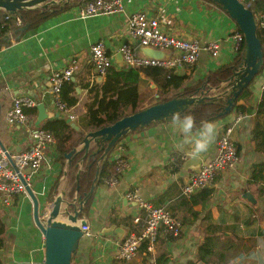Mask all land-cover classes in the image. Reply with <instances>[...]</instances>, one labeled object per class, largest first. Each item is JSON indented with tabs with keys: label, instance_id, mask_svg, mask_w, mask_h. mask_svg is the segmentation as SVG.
Listing matches in <instances>:
<instances>
[{
	"label": "crops",
	"instance_id": "obj_1",
	"mask_svg": "<svg viewBox=\"0 0 264 264\" xmlns=\"http://www.w3.org/2000/svg\"><path fill=\"white\" fill-rule=\"evenodd\" d=\"M81 4L52 14L38 27L0 49V144L12 152L29 147L31 130L42 127L49 119L67 120L72 115L78 126L71 125L75 129V138L94 129L86 124L85 115L96 93L91 87L101 85L105 76L97 74L91 61V44L103 39L112 53L113 66L131 67L119 49L130 41L128 19L135 11L143 10L159 18L167 31L185 38L197 37L204 44L221 41L222 47L216 56L205 49L198 61L175 70L187 76L186 85L198 84L209 72L232 62L236 56L231 50L229 37L239 28L238 24L213 0H126L125 10L121 13L86 18L77 14ZM255 5L259 10L263 4L258 1ZM137 47L136 51L143 53ZM73 58L78 62V69L72 77L76 82L73 94L78 101L68 111H60L51 92L50 74L54 69L68 66ZM263 82L264 69L250 84L251 96L239 102L245 110L233 109L225 117L212 121L217 125L218 134L207 153L191 155L187 145L181 149L182 137L173 130L170 119L154 122L124 136L118 143L123 145L121 155L128 161V166L115 185L106 181L95 185L89 210L82 212L90 225L91 235L84 234L80 240L72 264H115L119 260V241L131 231H140L145 224L144 221H135L136 216L144 211L139 209L137 201L128 197L130 190H136L143 199L170 210L182 221L183 232L178 238L160 239L153 251L143 244L139 253L126 262L188 264L199 258L202 245L211 237L216 245L205 247L209 250L207 256L213 261L222 259L221 255L224 257L217 263L208 264H229L241 253L251 255L246 264H264V182L249 181L251 166L264 161V143L255 140L252 133L256 121L264 119V114L258 113V104L264 93L261 89ZM206 84L212 93L217 92L215 87ZM138 88L143 106L160 98L161 86L148 73L141 74ZM17 95H30L44 102L48 111L60 112V115L37 124V109L26 124H10L7 114ZM239 113L246 116L233 131V139L239 146L236 163L217 173L215 182L206 187L214 189L206 201L199 196L203 189L190 196L184 195L181 187L198 167L196 162L200 159L204 163L216 155L223 128ZM96 146L93 141L90 150ZM82 149L85 148L81 142L71 160L62 158L55 147L50 149L48 161L32 181L41 200L51 201L55 189L64 195L78 194L75 181L83 164L76 168L72 160ZM117 152L118 147L113 153L114 159ZM172 155L180 156L182 163L178 164L176 158L172 161ZM246 191L253 193L255 203L244 197ZM33 210L29 194H16L8 203L0 192V216L7 226L6 245L0 249L1 264H45V237L34 221Z\"/></svg>",
	"mask_w": 264,
	"mask_h": 264
},
{
	"label": "built area",
	"instance_id": "obj_2",
	"mask_svg": "<svg viewBox=\"0 0 264 264\" xmlns=\"http://www.w3.org/2000/svg\"><path fill=\"white\" fill-rule=\"evenodd\" d=\"M255 14L259 27L264 30V0H241ZM263 5L257 10L256 3ZM126 0H86L78 8L77 14L81 18L118 14L125 10ZM255 9L257 11H255ZM130 41L124 43L119 51L124 61L131 67H164L168 69H180L187 64H193L200 58L203 50H209L216 56L222 47L220 40H214L204 44L197 37L185 38L182 35L171 33L166 30L163 22L150 16L146 11L139 10L131 13L128 19ZM132 41H135L133 43ZM231 50L238 55L244 46L245 36L241 30H236L229 37ZM137 45L153 47L164 51L161 57L148 56L136 51ZM91 61L98 75H107L113 66V56L109 52L103 39L91 44ZM76 69L77 59L73 58L70 64L61 69H54L50 74L51 92L55 104L60 111H68L69 106L62 98V89L66 81L70 80ZM264 91V82L261 85ZM39 101L30 95H17L13 98V105L8 111L7 120L10 124H26L31 119V114L26 109L37 106ZM72 117V115H70ZM246 116L239 113L223 128L222 134L217 141L216 155L198 166L190 175L189 180L181 187L184 195L190 196L200 189L209 187L215 182L220 170L233 167L238 160V148L233 139L235 126ZM32 143L29 147L18 152H12L0 144V192L5 195V200L10 203L16 194H28L27 184L32 186L34 175L48 161V153L52 147L57 149V141L54 135L43 127L33 128L30 132ZM123 145L118 146L115 156L117 167L115 172L106 180L109 185H115L119 181L128 161L122 157ZM121 155V156H120ZM171 160L175 157L172 155ZM128 197L137 201L139 209L144 214L136 216L135 221H144L140 231H131L118 243L117 258L119 260H132L140 251L141 246L146 244L149 251H153L155 245L162 238H178L183 232V223L173 213L162 205H155L143 199L136 190H130ZM47 213L41 214L43 222L46 221ZM46 223V222H45ZM84 234L91 235L90 225H81Z\"/></svg>",
	"mask_w": 264,
	"mask_h": 264
},
{
	"label": "trees",
	"instance_id": "obj_3",
	"mask_svg": "<svg viewBox=\"0 0 264 264\" xmlns=\"http://www.w3.org/2000/svg\"><path fill=\"white\" fill-rule=\"evenodd\" d=\"M86 0H71L63 2L59 5H52L48 8H29L24 9L20 13H11L5 9H0V49L3 45H8L13 39H20L29 30L38 27L44 20L54 13L60 12L64 9L71 7L76 3H84ZM63 5V7H61ZM29 24V28L22 30L21 27ZM240 30V28H238ZM9 34L10 38L4 39ZM258 35L262 41L264 49V30L258 26ZM245 45V42H244ZM244 46L241 51L236 55L232 62L222 65L220 68L211 71L207 76L196 85H186L187 76L181 75L175 69H168L164 67L151 66L143 67H127L125 69L112 66L109 68L105 80L101 85L92 86L91 90H95L94 99L88 104L86 124L91 128H99L105 125L112 124L122 117L134 113L142 108L160 101H166L176 96L189 95L195 93L202 84H210L212 87L218 86L232 73L234 66L238 65L244 56ZM264 69V65H263ZM262 69V71H263ZM261 71V72H262ZM145 72L150 74L156 82L161 86L160 98L143 106V100L139 92V81L141 74ZM76 82L72 78L65 82L62 89V98L70 107L78 101V97L73 94ZM207 85V84H206ZM251 96L250 86L246 87L240 94L234 109L245 110V106L240 100ZM225 98H209L202 102L191 105L184 113H191L196 119L197 126L202 121H214L225 117L220 116V112L224 110L226 105ZM29 114H36L37 106L26 109ZM258 113L264 114V93L261 101L258 104ZM42 127L50 131L57 141V150L61 157H65V153L77 147L84 138V134L75 138L73 136L74 127L67 122L66 118L49 119L42 125ZM253 138L260 144L264 143V119L263 121L257 120L252 131ZM97 146L94 150H89L87 156L83 158L86 149H82L75 154L72 164L77 168L83 164V168L79 167V175L75 181V190L78 188V195L87 199L84 206L83 213L89 210L92 203L94 193L90 192L92 186L105 182L116 170V159L113 158V153L120 145L117 143L115 147L107 154L104 155L105 147L108 141L100 140L96 142ZM239 150V146H237ZM178 164L182 163L181 157H175ZM250 182L259 183L264 182V161L254 163L251 166ZM263 189L261 188V191ZM214 192L213 188H205L199 196L202 200L206 201ZM196 200V199H195ZM197 201V200H196ZM7 231L6 222L0 216V249L6 245L5 234ZM215 247V242L210 237L202 245L200 255L197 260H191L188 264H197L199 260L206 263H217L223 259V255L219 261H213L207 256L209 250H205L206 246ZM1 264V261H0ZM115 264H136L133 262L116 261Z\"/></svg>",
	"mask_w": 264,
	"mask_h": 264
},
{
	"label": "water",
	"instance_id": "obj_4",
	"mask_svg": "<svg viewBox=\"0 0 264 264\" xmlns=\"http://www.w3.org/2000/svg\"><path fill=\"white\" fill-rule=\"evenodd\" d=\"M68 1L71 0H0V9H5L11 13H20L24 9L48 8L52 5H59ZM213 1L228 11L245 36L244 56L242 61L234 66L233 73L221 84L215 86L216 93H212L206 84H202L195 93L176 96L166 101L154 103L126 115L112 124L89 130L82 141V146L86 149L83 158L87 156L93 141H108L104 151V155H107L131 131L149 126L154 122L170 119L171 113L177 110L184 113L191 105L209 98L226 99L225 108L220 112V116L228 115L232 112L240 94L261 73L264 65V49L258 35V24L255 14L251 8L241 0ZM29 26V24H25L21 29L25 30ZM8 38H10L9 34L4 37V39ZM137 49L142 50L148 56L161 57L164 54V51L153 47L138 45ZM37 109V124H40V122L47 118L60 115V112L54 113L48 111L44 102H39ZM67 121L72 126L78 127L71 116L67 117ZM76 151L77 147L65 153V157L71 160ZM196 163L200 166L202 161L199 159V162L197 161ZM23 181L27 184V192L34 205V221L45 237V264H72L73 255L84 236L81 225L87 224V220L82 215L87 199H84L77 193L74 196L64 195V193H58L57 189H55L52 192V200L47 202L38 197L26 179H23ZM94 189L95 184L92 186L90 192H93ZM244 197L253 203L256 202V198L250 191H246ZM42 213H47L46 223L41 219ZM197 264L208 263L201 260Z\"/></svg>",
	"mask_w": 264,
	"mask_h": 264
},
{
	"label": "clouds",
	"instance_id": "obj_5",
	"mask_svg": "<svg viewBox=\"0 0 264 264\" xmlns=\"http://www.w3.org/2000/svg\"><path fill=\"white\" fill-rule=\"evenodd\" d=\"M170 122L173 130L182 137L179 147L182 149L187 145L191 155L207 153L218 134V128L214 122L202 121L197 126L196 119L191 113L182 114L177 110L170 114ZM250 258V254L241 253L233 257L229 264H246Z\"/></svg>",
	"mask_w": 264,
	"mask_h": 264
}]
</instances>
